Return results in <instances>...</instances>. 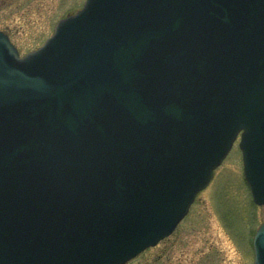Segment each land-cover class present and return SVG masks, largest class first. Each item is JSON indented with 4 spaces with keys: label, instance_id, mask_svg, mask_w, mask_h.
<instances>
[{
    "label": "water",
    "instance_id": "water-1",
    "mask_svg": "<svg viewBox=\"0 0 264 264\" xmlns=\"http://www.w3.org/2000/svg\"><path fill=\"white\" fill-rule=\"evenodd\" d=\"M239 133L261 205L264 0H85L23 56L0 30V264H124Z\"/></svg>",
    "mask_w": 264,
    "mask_h": 264
},
{
    "label": "rangeland",
    "instance_id": "rangeland-1",
    "mask_svg": "<svg viewBox=\"0 0 264 264\" xmlns=\"http://www.w3.org/2000/svg\"><path fill=\"white\" fill-rule=\"evenodd\" d=\"M84 0H0V30L20 54L37 48L60 18ZM264 204H254L243 177L238 139L173 232L125 264H253L254 231Z\"/></svg>",
    "mask_w": 264,
    "mask_h": 264
}]
</instances>
